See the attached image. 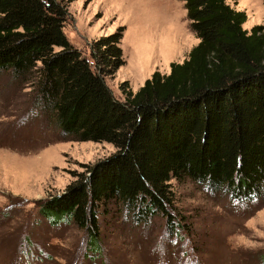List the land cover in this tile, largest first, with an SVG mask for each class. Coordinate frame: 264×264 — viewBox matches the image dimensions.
Instances as JSON below:
<instances>
[{
	"label": "trees",
	"instance_id": "obj_1",
	"mask_svg": "<svg viewBox=\"0 0 264 264\" xmlns=\"http://www.w3.org/2000/svg\"><path fill=\"white\" fill-rule=\"evenodd\" d=\"M182 1L198 42L168 74L154 71L118 100L104 77L125 62L124 26L93 41L91 65L66 38L59 1L0 0V74L31 84V116L46 117L64 140L116 148L38 204L52 225L83 230L91 250L111 210L133 225L161 215L177 235L171 180L232 204L264 200V25L244 29L246 12L225 0Z\"/></svg>",
	"mask_w": 264,
	"mask_h": 264
},
{
	"label": "rangeland",
	"instance_id": "obj_2",
	"mask_svg": "<svg viewBox=\"0 0 264 264\" xmlns=\"http://www.w3.org/2000/svg\"><path fill=\"white\" fill-rule=\"evenodd\" d=\"M57 1L66 8V38L91 65L93 41L124 26L125 62L104 77L118 100L154 71L168 74L165 65L182 62L198 42L182 0ZM225 1L246 12L245 28L264 25L263 0ZM32 92L30 83L0 74V264H259L264 200L232 204L190 180L170 181L172 213L183 224L177 235L167 231L161 215L133 225L111 210L100 216L99 248L91 250L74 223H49L38 212L39 202L116 148L107 141L62 139L46 117L31 116Z\"/></svg>",
	"mask_w": 264,
	"mask_h": 264
},
{
	"label": "crops",
	"instance_id": "obj_3",
	"mask_svg": "<svg viewBox=\"0 0 264 264\" xmlns=\"http://www.w3.org/2000/svg\"><path fill=\"white\" fill-rule=\"evenodd\" d=\"M243 28L246 29V30H249V29L245 28V25H244V24H243ZM181 56H183V55H181ZM177 62H178V61H177ZM169 65H170V62L167 63V65H165V66H166V67H169ZM136 84L138 85V82H136Z\"/></svg>",
	"mask_w": 264,
	"mask_h": 264
}]
</instances>
